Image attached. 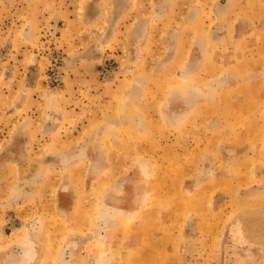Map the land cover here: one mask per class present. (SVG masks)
<instances>
[{"label": "rangeland", "instance_id": "rangeland-1", "mask_svg": "<svg viewBox=\"0 0 264 264\" xmlns=\"http://www.w3.org/2000/svg\"><path fill=\"white\" fill-rule=\"evenodd\" d=\"M0 264H264V0H0Z\"/></svg>", "mask_w": 264, "mask_h": 264}]
</instances>
